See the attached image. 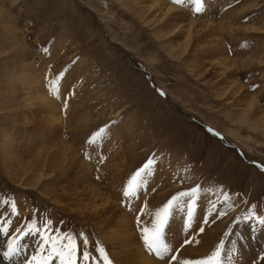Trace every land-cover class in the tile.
Returning a JSON list of instances; mask_svg holds the SVG:
<instances>
[{"label":"rangeland","instance_id":"obj_1","mask_svg":"<svg viewBox=\"0 0 264 264\" xmlns=\"http://www.w3.org/2000/svg\"><path fill=\"white\" fill-rule=\"evenodd\" d=\"M160 1L185 10L195 20L207 16L209 21L224 20L223 31L218 36L224 37L222 42H226L224 46L231 60L239 44L241 53L248 56L264 43L263 30L256 29L260 28L258 22L264 21V0H258L259 12L255 9L242 17L238 8L256 0H200V11L196 10V0H184L182 4ZM227 14L238 20L234 22L237 26L255 24L256 31L232 34L229 38L231 34L225 30L228 17H223ZM140 21L134 4L127 1L122 4L117 0H0V137L9 130L13 140L16 133L27 131L42 136L34 142L45 143L53 139L50 134L60 133L61 141L75 147L76 155L87 164V179L94 182L100 193L104 192L103 196L124 207L121 211L131 217L139 243L141 227H151V214L172 196L199 186L200 192L192 205V219H188L182 205L170 218L166 230L177 220L178 228L190 236L188 240L187 235L184 238L185 260L206 258L223 240V264H237V259H248L257 250L251 247L256 235L264 243V226L254 220L240 219L249 212L264 216V137L248 135L243 132V126L233 124L228 108L217 105L215 94L190 73L187 62L192 58L183 60L185 65L172 60L166 48L157 45L153 33ZM240 74L239 80L246 91L259 93L264 109V81L259 79L260 72L252 73L256 79L253 83L249 82L252 77L248 74ZM36 91L46 100L63 99V103L69 100V106L61 104L59 108L60 126L49 124L46 107L37 101ZM83 115L87 119L83 125L78 124L74 116ZM102 128L106 129L103 136L90 144V138ZM30 138L24 142L34 143ZM24 142L20 150H14L20 157L25 151ZM121 159L124 165L120 164ZM149 159L153 160L151 171L144 175L133 197H124L128 181ZM122 165V173L116 180L122 190L119 192L113 189L114 185H108L114 184V178H106L105 174ZM107 167L110 168L104 170ZM81 179L84 180L76 164L60 179L54 178L52 185L67 190L75 184L80 186ZM98 179L102 182L98 183ZM213 199L216 206L211 207L207 201ZM14 218L18 220L17 227L11 237L3 236L5 244L1 253L7 250L12 237L32 222L41 229L50 222L49 231L53 235L83 234L93 256L99 255L96 251L99 246L112 258L94 228L60 211L45 196L15 187L0 174V225L10 224ZM241 233L249 239H244ZM175 237L176 233L166 232L168 246L171 242L174 248ZM191 241L195 244L191 245ZM242 246L240 252L237 248ZM184 248L183 244L177 247L166 259L154 253L152 258L159 263L174 264ZM43 255L47 256V252ZM172 255L177 259L171 260ZM17 258L18 264L31 259L19 255ZM1 261L17 264L12 260ZM111 261L116 264L114 259ZM51 263L60 262L54 258Z\"/></svg>","mask_w":264,"mask_h":264},{"label":"bare ground","instance_id":"obj_2","mask_svg":"<svg viewBox=\"0 0 264 264\" xmlns=\"http://www.w3.org/2000/svg\"><path fill=\"white\" fill-rule=\"evenodd\" d=\"M117 1L122 2V4H124V1L134 4L135 14L140 17V22L143 24V26H145L153 33L157 45H163L166 48L165 50L172 58V60L174 58L176 59L177 63H182V61L186 58H192L187 62L190 64V73L200 83H202L203 86H207L206 90H210L215 94V97L217 98V100H215L217 105H222L223 107L225 106L228 108L226 109L229 111L227 112L228 117L233 122V124H236V126H243V128H245L243 132L248 135L259 134V136L264 137V109L262 108L259 101V93L249 94L246 91V87H244L239 80V77L241 75L240 73L242 72L243 74L244 72V74H248L249 77H252V80L249 82L253 83L254 81H256V79L254 78L255 75L253 76L252 73L254 71H257L260 72L261 77L259 79L262 80V82L264 81V43H262L263 46H258L260 49L256 48L253 53L251 52L252 54H249L248 56H245L246 53H241L243 50L240 51L238 47L241 44L238 43L239 45L237 44L238 47H236L235 53L236 56L231 60L230 58H228L226 48L224 46L226 42H224V44L222 42V39L224 37L221 35L218 36L219 33H222L223 31V25L225 24L224 20H221L219 22H216L214 20L209 21L211 19H207V15V17L205 16L206 18L200 17V19L195 20L194 18L189 17L188 13L185 12V10H179L175 7L169 6L167 3L160 0ZM259 8L261 9L258 0H256L254 3H251L250 5L244 4L243 6L238 8L239 11L241 10L242 12L241 14H239V17L244 16L246 12L249 14L255 9L257 12H259ZM223 17H228L227 19H225L227 20V27L225 30L228 34H231V37L229 38H232V34L244 33V35H246L250 30L255 29L253 28L255 24L240 27L237 26V24L235 25L234 22H237L238 20H234L233 16L230 17L227 14ZM254 23H257V21ZM258 23L260 28L256 29H261L264 32V21ZM234 45L235 43H233V46ZM190 55H192L193 57H190ZM182 64L185 65V63ZM50 100H46L42 93H37V101L44 104L46 107L47 121L49 122V124L53 123V125L58 127L60 126V119H62L59 116V108H61V104L64 107L69 106V100L67 102L65 101L64 103L62 102L63 99H59L58 102L56 100H53L54 102ZM168 104L172 108H174L175 106L172 102ZM229 108H231L232 110H229ZM179 114L181 115V113ZM69 117L72 118L71 115H69ZM70 118L68 120H70ZM86 119L87 118L84 115L81 117L74 116V120L77 121L78 124L82 123V125L84 124V121ZM74 120L72 121L73 123ZM72 125L77 127V124ZM75 130H77V128H75ZM16 136L17 137L15 139L11 140L10 131L8 130L4 136L0 137V169L2 170L0 174L8 182L13 184L15 187L20 188L21 190L35 191L40 196H45L47 198V201L60 209V211H63L67 215L71 216L72 218L80 222V224L83 223L84 225L94 228L99 233V237L106 244L111 257L114 259L116 264H166L165 262L159 263L155 259H153L152 253H150L145 248L143 241L139 243L133 232L130 219L131 217L129 218L128 216H125V213L123 214L121 211L124 207L121 206V209L109 197L103 196L101 193L104 192L100 193L97 190L96 186H94V182H92L91 179H87L89 175V168L87 164L84 163L85 161L81 160L82 158H79L76 155L75 147L72 148L73 146H68L67 143L61 141L60 133L56 135L55 133L50 134L53 139L45 143H42L41 141L34 142L42 136L39 137L38 135H33V133H28L27 131L20 134L16 133ZM29 137H31L30 139L33 140L34 143H30L29 140L28 142H24L25 140L29 139ZM6 140L10 141L6 143L4 142ZM23 142L24 144H26V147L23 155L20 157L14 150H20V144ZM34 153H37L38 155H35ZM108 157L109 156L106 157V160ZM115 162L117 163V161ZM119 162L121 164L122 159ZM76 164L78 165L79 171L84 178V180L81 179V182L79 183L80 186H78V184H75L73 188L62 190L57 189L56 186L54 187L52 185V180L54 178L59 177L60 179L67 171L75 167ZM122 164L124 165V163ZM123 165L117 166L116 168H113V170L110 169L112 171L105 174L106 178H114V184L110 182L108 183V185H110V187L114 185L113 189H115L116 191L120 190L119 192H121L122 190L120 189V186L117 184L116 180L119 178V173H122L120 172V170L121 167H124ZM108 168L110 167H107V169L105 168L104 170H108ZM176 168L178 171V167ZM262 169L263 168L260 167L261 171ZM96 181H98V183L102 182L101 179H98ZM98 186H100V184H98ZM101 190H104V188ZM107 193L108 191L105 192L106 195ZM117 196L118 195H116V197ZM119 198H121V195L119 196ZM215 200L216 199L208 200L207 204H211V207L212 205L216 206ZM119 202H122V200H119ZM9 223L10 224L1 222L0 225L9 229L7 238L11 237L12 232L14 231L15 227H17L18 220L17 218H14ZM241 227V224H239L238 228L240 229ZM252 228L254 231V227ZM208 229L210 228L208 227ZM166 232L176 233V237L174 238L177 242V244L174 243L176 246L174 245V248H172L173 244L169 242V246H171L172 250H176V248L181 246L182 244L183 247H185L174 263L179 264V262L185 260V257L187 256L185 251L187 243L185 242L186 239L184 238L187 235L188 240L190 239V236H188L187 232L185 233V230L183 231V229L180 230L178 228L177 220L174 221L173 225L169 226ZM242 235L244 239H249V237L245 236L243 233H241V236ZM3 236L6 235L0 233V251L5 244ZM196 237L200 238L199 236ZM38 238H40L38 235H30L26 237L22 241L26 245V247L19 256L30 258L32 257V255H38V246L40 243V240ZM262 241L258 237V235H256L253 240L254 245H252L251 247H253L254 249L257 248V250L253 251L251 255L248 256V259L242 258L241 261L240 259H237V264H263L264 243ZM190 244L194 245L195 241H191ZM237 249L240 252H243V246L238 247ZM212 251L214 250L212 249ZM211 252L209 253L211 254ZM236 252L237 250H235V253ZM0 254L2 253L0 252ZM112 258L111 260H113ZM1 259L5 261V259L2 258V255H0V264H4ZM12 261L17 264L19 263L17 256Z\"/></svg>","mask_w":264,"mask_h":264},{"label":"snow or ice","instance_id":"obj_3","mask_svg":"<svg viewBox=\"0 0 264 264\" xmlns=\"http://www.w3.org/2000/svg\"><path fill=\"white\" fill-rule=\"evenodd\" d=\"M175 4H182L184 0H172ZM197 11L201 10L200 0H196ZM163 95V93H161ZM106 129H100L89 140V143H95V141L102 137ZM153 160L149 159L145 165L139 169L128 181L124 188L123 195L126 198L134 196L136 190L143 182V177L151 171ZM200 187H194L188 192H180L172 196L167 203H165L159 210L155 211L152 215L151 227H141V239L145 248L154 253L158 258L164 259L168 257L169 252L173 251L167 244L165 235L166 228L169 224L170 218L177 210L182 208V205L187 210L188 219H192L193 209L192 205L195 203V197L199 194ZM184 198H188L185 200ZM227 199V198H226ZM15 210V204L12 205ZM244 221L256 220V222L264 226V216H257L255 212H249L244 217L240 218ZM50 222L43 228L36 226L35 222L29 224L26 230H20L17 235L7 243V250L3 251L2 258L5 260H13L16 256L20 255L26 245L22 242L26 237L30 235H38L40 237L39 254L31 257L30 260H26V264H51L54 258H58L60 264H98V261H102V264H113L109 259V256L103 247H97L96 251L98 256H93L88 251V240L83 234L72 235L70 233H57L53 235L50 231ZM201 232L203 229L200 230ZM0 233L4 235L9 234V229L4 226H0ZM78 240L82 241V244L78 243ZM225 244L221 240L216 246L215 250L211 252L204 259L200 260H183L179 264H223V255ZM47 252V256L43 254ZM171 260H176L177 257L172 255Z\"/></svg>","mask_w":264,"mask_h":264},{"label":"water","instance_id":"obj_4","mask_svg":"<svg viewBox=\"0 0 264 264\" xmlns=\"http://www.w3.org/2000/svg\"><path fill=\"white\" fill-rule=\"evenodd\" d=\"M142 71H145V70H142ZM144 73H146V72H144ZM146 76H147V79L149 80V75H147V73H146ZM237 151V150H236ZM238 152V151H237ZM239 154H241L240 152H239Z\"/></svg>","mask_w":264,"mask_h":264}]
</instances>
